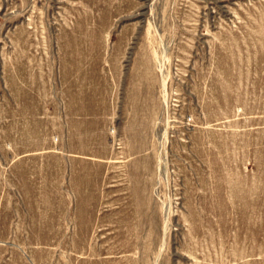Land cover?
Here are the masks:
<instances>
[{
    "label": "rangeland",
    "instance_id": "1",
    "mask_svg": "<svg viewBox=\"0 0 264 264\" xmlns=\"http://www.w3.org/2000/svg\"><path fill=\"white\" fill-rule=\"evenodd\" d=\"M0 264H264V0H0Z\"/></svg>",
    "mask_w": 264,
    "mask_h": 264
}]
</instances>
